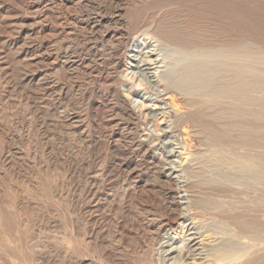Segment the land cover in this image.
Masks as SVG:
<instances>
[{
    "label": "rangeland",
    "instance_id": "374dc122",
    "mask_svg": "<svg viewBox=\"0 0 264 264\" xmlns=\"http://www.w3.org/2000/svg\"><path fill=\"white\" fill-rule=\"evenodd\" d=\"M130 1L134 5L133 9L120 16L122 29L130 36H134L138 20L144 15H149L160 19L159 22L162 24L159 27L165 30L168 37L182 40V43L162 41L159 44L147 31L137 34L139 49L143 50L139 56L146 60L144 67H149L152 71L159 68V71L164 70V74L172 72L175 67L179 68L196 52L199 54L229 52L236 57L237 55L245 57L244 71L230 67L217 74L211 85L213 97L191 96L183 92L176 84L161 82L168 94L170 93L169 95L174 98V102H178L177 107L184 114L178 119L165 118L167 115L162 118L157 115L153 122L148 124L144 122L143 126V113H145L143 112L138 126L142 125L146 128L145 131L150 132L170 124L171 127L168 128L170 136L180 132L188 137L190 152L184 155L183 162L185 166H192L198 172L191 179L196 182L198 196L202 206L206 208L203 212L201 211L204 216L197 221L196 225L200 231L204 230L205 234L207 233L208 237L204 238V242H211L217 249L227 247L241 251L246 248L249 252L252 251L251 254L254 253L247 264H264V244L256 248L249 240L250 235H256L264 241V184L244 187L235 183L225 185L210 181L212 161L217 158V155L244 158L250 169L249 172L264 176V0ZM21 2L22 6L31 5V0H21ZM11 6H16L12 0L9 2L0 0V17L5 18L4 25L13 28L12 32L8 30L5 32L0 27V35L6 39H9V35H12L11 39L26 36L25 41L18 43V47L22 43L25 49L34 47L33 36L29 32L23 33V30L31 25L43 30V35L50 39V46L57 54H60L65 47H74L76 43H79L80 39H70L60 44L59 38L50 30V19L43 21L39 19V22L36 20V24H33L31 14ZM96 9L97 2L94 1L72 6L71 19L62 23L66 29H70L72 27L70 22L73 21L72 17L75 13L78 11L95 13ZM23 16L26 21L22 20ZM148 50L152 51L144 53ZM107 52L101 51L102 54ZM126 55L120 58L121 64L117 71L114 72L112 68L109 70L110 75L121 76L122 81L119 84L113 83L106 72L94 83L92 77L79 74L73 79L72 85L73 91L83 97L80 103L73 100L74 92L67 93L66 100L64 95L63 99L57 100L60 106L58 110L64 109L63 106H65L68 113L77 117L79 128L89 134L88 141H91V148L87 161H89L88 167L91 166V168L87 167L86 177L93 176L96 171L101 173L99 212L103 218V226L108 230V239L86 252L90 257L99 259L101 264H147L142 251L148 245L149 220L165 218L167 213L165 202L160 199L153 181L142 173V169L144 172L147 168V154L143 153L139 147V155L143 156L136 157L141 159V166H139L135 164L134 155L124 150L117 152L112 147L115 139H118L122 146L127 143L124 138L114 137L113 132L118 131L127 135L129 131L125 128L127 120L117 111L118 100L115 96V88L121 89L123 98L128 102L141 106V111L146 110L145 106L151 103L146 101L145 97L148 95L155 97L152 90L155 77L142 76L139 72L132 70ZM69 56L74 59L76 54L71 53ZM99 59L100 57L96 58V63ZM106 66L110 67L107 64ZM29 71L31 72L27 73L29 76L33 73L45 75L42 68H31ZM157 74L159 75V72ZM38 77L40 81L44 79L48 82L55 81L64 88L69 86L61 72L53 79L43 75ZM9 88L5 94L9 92ZM14 90L9 96L10 103L3 104L0 98V109L4 114L3 120L10 125H12L11 122L14 124L13 131L24 133L23 138L14 148L27 153L26 157L31 160L29 152L32 151V147L37 144L40 151L41 134L36 131V127H32L28 138L25 137L27 135L25 128L28 126L26 119H30L32 115L24 118L26 94L19 87ZM2 93L0 88V96ZM31 126H33L32 123ZM53 133L57 134L58 131L53 130ZM141 134L136 133L137 137ZM156 139V136L149 135L146 144L151 145L150 150L154 153L158 154L161 151L163 154L169 147L162 152L158 149V145H153L158 143ZM133 149L135 150V147ZM234 168L236 169L237 166L230 163H224L222 166L223 170ZM40 173L42 172L38 175ZM79 181L76 178L71 179V183L78 187L81 185ZM128 184H135L136 194L133 199L127 198L120 205L117 192L123 187L130 189L131 186ZM78 192L75 193L78 194ZM32 199L41 204L44 215L48 219L54 216L58 224L50 223L45 227L36 228L35 238L29 243L32 251L31 260L28 261L25 254L21 258L16 257V250L13 254L12 250H7L6 262H0V264H74L69 257L72 248L67 242L71 223L68 201H59L58 206L48 196ZM223 216H226L225 219H228V222ZM189 221L182 220L185 224ZM245 231H249L250 235H244ZM198 241L201 243V237ZM106 248H111L112 253H107ZM157 248L158 244H155L153 247L155 254ZM255 248L258 250L254 251ZM73 254L80 256L84 253L75 249Z\"/></svg>",
    "mask_w": 264,
    "mask_h": 264
},
{
    "label": "bare ground",
    "instance_id": "6f19581e",
    "mask_svg": "<svg viewBox=\"0 0 264 264\" xmlns=\"http://www.w3.org/2000/svg\"><path fill=\"white\" fill-rule=\"evenodd\" d=\"M12 1L16 6L11 7L32 15L33 24H36V20L39 22V19L42 21L50 19V30L54 32L53 35L59 38L60 44L66 43L70 39H80L81 41L78 40L79 43H76L74 47H65L60 54H57L50 46V39L43 35V30L34 28L32 25L23 30V33L29 32L33 36L32 40L35 45L32 49H28V47L25 49L23 43L18 47V43L25 41L26 36L16 37L18 39L16 40V38L11 39L12 35H9V39L0 35V88L3 92L0 96L1 102L3 104L10 103L9 96L12 91L18 87L21 88L26 94L24 118L26 119L27 115H32L30 119H26L28 122V126L25 128L27 135L24 136L28 138L32 127H36L42 140V142L40 141V151L38 150L39 145L36 144L32 147V151L29 152L31 160H29L26 157L27 153L14 148L23 138L24 133L22 131L15 133L13 131L14 124L11 122L12 126L3 120L4 114L0 109V262H6L7 250H12V254L16 250V257L21 258L25 254V258L28 261L31 260L32 251L29 243L35 238L36 228L45 227L50 223L58 224L54 216L52 219H48L44 215L41 204L32 199L33 197L42 199L48 196L58 206L59 201H68L69 203L68 214L71 223L67 242L72 248L71 255L73 256L69 254V257L73 263L101 264L99 259H94L86 253L90 248H94L97 244L108 239V230L104 228L103 218L99 212L101 173L96 171L93 176L86 177V170L91 168V166L88 167L89 161H87L91 148V141H88L89 134L79 128L77 117L68 113L65 106H63L64 109L58 110L60 106L57 100L63 99V95L66 100V94L74 92L72 81L79 74H87L92 77L94 83L106 72L113 83L119 84L122 81L121 76L110 75L109 70L112 68L114 72L117 71L121 64L120 58L127 54L132 70L136 73L139 72L142 76L155 77L152 85L155 97L149 95L145 97L146 101L151 102L144 108L147 111H141V106L138 107L128 102L123 98L121 89L115 88V96L118 100L117 111L127 120L125 128L129 131L127 135L118 131L113 132L114 137L127 140L125 146L120 145L118 139H115L112 144L113 149L117 152L124 150L128 154L134 155L135 164L139 166H141V159L136 157H143L138 152L141 147L143 153L147 154L148 160L147 168L144 172L142 169V173L150 177L158 190L160 199L165 202L166 217L149 220L148 223V245L142 251L147 264H247L249 258L254 254H251L252 251L249 252L246 248L241 251L227 247L214 248L211 242H204L207 233L205 234L204 230L200 231L196 227L197 221L204 216L202 212L206 208L202 206L198 196L196 182L191 179L198 172L192 166H185L183 162L184 155L190 152L188 137L183 136L180 132L170 136L168 134L170 124L150 132L145 131L146 128L142 127L144 122L146 124L153 122L157 115L162 118L167 115L165 118L178 119L184 114L177 107L178 102H174V98L169 95L170 93L168 94L166 87L164 88L161 82L176 84L183 92L191 96L213 97L211 85L217 74L230 67L244 71L245 57L243 55L236 57L229 52L211 54L196 52L179 68L175 67L172 72L164 74V70L159 71V68L152 71L151 68L144 67L146 60L139 56L143 50L139 49L137 34L147 31L159 44L162 41L182 43V40L168 37L165 30L159 27L162 24L159 22L160 19L149 15H144L138 20V23L135 22L137 24L136 31L134 36H130L122 29L120 23V16L134 7L130 0H31L30 6L20 5L21 0ZM93 1L97 2L95 13L78 11L72 17L73 21L70 22L72 27L70 29L64 27L62 21L71 19L73 15L71 14L72 6H80ZM22 20L26 21L24 16ZM4 22L5 18L0 17V27L5 32L7 30L12 32L13 28H8ZM16 43L17 46H15ZM101 51L108 52L102 54ZM149 51L152 50L144 53ZM71 53L76 54L74 59L69 56ZM97 57L100 59L96 63ZM106 64L110 67H107ZM31 68H42L45 75L36 73L27 75ZM59 72L69 83L67 88L55 81L48 82L44 81V78L43 81L38 79V76L41 75L53 79ZM8 88L9 92L5 94ZM72 96L78 104L83 98L81 94L78 95L75 92ZM141 113L144 115V120L139 127L138 121ZM20 123L22 124V122ZM53 130H57L58 133L54 134ZM136 133L142 134L137 137ZM184 133L187 134L185 131ZM149 135L156 136L158 143H153V145H158V149L162 152L169 147L165 151L166 153L162 154L160 151L157 154L150 150L151 145L146 144ZM171 157L173 158L169 159ZM216 157L212 161L213 169L210 172V181L225 185L235 183L244 187L264 184L263 174L249 172L250 169L244 158L220 157V155ZM224 163L234 164L237 168H234V171L223 170ZM39 172L42 173L38 175ZM75 178L81 182L79 187L71 183V179ZM83 179L86 181L83 182ZM130 186V189L123 187L121 191L117 192L120 205L127 198L133 199L136 194L135 184ZM76 191H79L78 194L75 193ZM211 214L217 216L215 213ZM225 217L223 216L224 219ZM186 219L190 220L187 224L182 222ZM225 220L228 222V219ZM245 234L250 235V232L247 231ZM199 237H201V243L198 241ZM249 238L256 248L264 244V241L256 235H250ZM62 240L64 241V239ZM155 244H158L156 254L153 249ZM256 248L254 251L258 250ZM75 249L84 254L75 256L73 254ZM106 251L109 254L112 253L111 248H106Z\"/></svg>",
    "mask_w": 264,
    "mask_h": 264
}]
</instances>
